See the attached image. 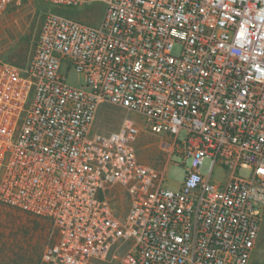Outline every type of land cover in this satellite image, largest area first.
<instances>
[{
  "label": "built area",
  "instance_id": "built-area-1",
  "mask_svg": "<svg viewBox=\"0 0 264 264\" xmlns=\"http://www.w3.org/2000/svg\"><path fill=\"white\" fill-rule=\"evenodd\" d=\"M45 1L104 9L97 26L48 12L27 65L0 62V204L50 223L43 264H249L264 216V0ZM104 103L143 124L92 132ZM141 132L171 138L162 169L138 160ZM175 153L184 175L169 190Z\"/></svg>",
  "mask_w": 264,
  "mask_h": 264
},
{
  "label": "rangeland",
  "instance_id": "rangeland-1",
  "mask_svg": "<svg viewBox=\"0 0 264 264\" xmlns=\"http://www.w3.org/2000/svg\"><path fill=\"white\" fill-rule=\"evenodd\" d=\"M103 5L99 2H88L79 7H56L45 0H13L11 5L0 17V62H7L23 68L27 65L34 49V44L44 16L48 12H62L74 17L77 21L97 26L103 14ZM69 85L78 86L82 78L74 72L63 69ZM127 116L140 124L141 119L134 113L110 104H101L92 125V132L107 135L117 130L122 119ZM183 133L181 134V136ZM172 140L165 134L155 136L141 132L134 145L138 160L156 169H162L168 154L161 150L163 142ZM180 156L173 154L167 166L163 187L176 190L183 180L184 170L179 165ZM208 162L204 163L205 172ZM223 178V170L216 168L213 181ZM114 214L123 218L127 213L129 199L121 187L107 190ZM54 242V233L50 223L41 217L0 204V264H43L44 250ZM133 244L126 241L119 248L117 255L121 257ZM111 255L107 262L100 264H118ZM249 264H264V216L259 238L256 242Z\"/></svg>",
  "mask_w": 264,
  "mask_h": 264
},
{
  "label": "trees",
  "instance_id": "trees-1",
  "mask_svg": "<svg viewBox=\"0 0 264 264\" xmlns=\"http://www.w3.org/2000/svg\"><path fill=\"white\" fill-rule=\"evenodd\" d=\"M54 12H57V11H54ZM57 13H62V12H57Z\"/></svg>",
  "mask_w": 264,
  "mask_h": 264
},
{
  "label": "crops",
  "instance_id": "crops-1",
  "mask_svg": "<svg viewBox=\"0 0 264 264\" xmlns=\"http://www.w3.org/2000/svg\"><path fill=\"white\" fill-rule=\"evenodd\" d=\"M142 163V162H141ZM143 164H145V163H143Z\"/></svg>",
  "mask_w": 264,
  "mask_h": 264
}]
</instances>
